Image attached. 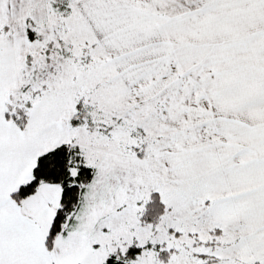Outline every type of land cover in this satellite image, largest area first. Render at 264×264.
Returning a JSON list of instances; mask_svg holds the SVG:
<instances>
[{
	"label": "snow or ice",
	"instance_id": "6c2138e0",
	"mask_svg": "<svg viewBox=\"0 0 264 264\" xmlns=\"http://www.w3.org/2000/svg\"><path fill=\"white\" fill-rule=\"evenodd\" d=\"M0 264H264V0H0Z\"/></svg>",
	"mask_w": 264,
	"mask_h": 264
}]
</instances>
